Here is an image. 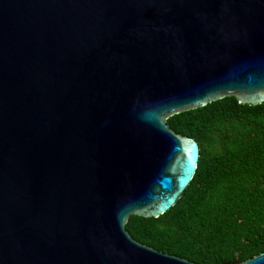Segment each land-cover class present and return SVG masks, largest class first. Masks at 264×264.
<instances>
[{
    "label": "water",
    "instance_id": "95a60500",
    "mask_svg": "<svg viewBox=\"0 0 264 264\" xmlns=\"http://www.w3.org/2000/svg\"><path fill=\"white\" fill-rule=\"evenodd\" d=\"M227 97L264 103V0H0V264H195L126 222L196 172L167 120Z\"/></svg>",
    "mask_w": 264,
    "mask_h": 264
},
{
    "label": "trees",
    "instance_id": "16d2710c",
    "mask_svg": "<svg viewBox=\"0 0 264 264\" xmlns=\"http://www.w3.org/2000/svg\"><path fill=\"white\" fill-rule=\"evenodd\" d=\"M200 147L182 197L158 218L130 216L137 242L195 264H237L264 251V103L233 97L172 116Z\"/></svg>",
    "mask_w": 264,
    "mask_h": 264
}]
</instances>
